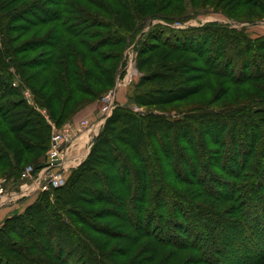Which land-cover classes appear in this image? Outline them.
I'll return each instance as SVG.
<instances>
[{"label":"trees","instance_id":"obj_1","mask_svg":"<svg viewBox=\"0 0 264 264\" xmlns=\"http://www.w3.org/2000/svg\"><path fill=\"white\" fill-rule=\"evenodd\" d=\"M215 1L216 6L225 2ZM181 3L0 0V174L16 179L26 166L35 171L43 166L39 158L51 134L39 109L61 126L88 104L78 97L98 98L99 88L112 81L115 64L107 62L118 57L103 49L125 39L140 47L139 84L156 79L157 69L167 71L158 73L162 80L174 83L170 91L153 89L149 95L140 94L136 84L140 105L207 92L211 105L227 97L221 82L203 87L201 78L196 80L201 84L188 86L190 73L201 72L230 75L236 95L251 84L249 93L264 96L259 56L248 58L244 44H228L229 32L216 24L175 28L166 19L184 13ZM244 5L254 9L259 2L238 0ZM184 6L191 7L190 0ZM152 18L164 22L151 21L146 33L142 21ZM131 20L134 28L127 25ZM164 27L183 35L171 42L152 32ZM234 56L243 60L232 61ZM238 61V76L218 68ZM21 89L31 93L34 107ZM263 96L234 108L189 105L177 116L133 114L119 106L62 187L41 193L23 212L4 219L0 264H264V149L257 148L264 144Z\"/></svg>","mask_w":264,"mask_h":264},{"label":"rangeland","instance_id":"obj_2","mask_svg":"<svg viewBox=\"0 0 264 264\" xmlns=\"http://www.w3.org/2000/svg\"><path fill=\"white\" fill-rule=\"evenodd\" d=\"M102 2L106 3L107 0H101ZM119 1V0H118ZM199 1V0H198ZM259 2V5L252 9L250 7H248L247 5L244 6H238V0H225V2H223L222 6L221 4L218 3V6L215 5L216 1L215 0H210L209 2H207L205 5H202V3H204L203 1L198 3L197 5H195V3L190 0L191 2V7L190 6H184L185 4V0H181V4H182V8L184 9V13L178 15V16H174L171 15L168 19L166 20H170V18L173 20V24L174 26L180 25V27H186V26H190L193 27V25H201L203 23H208V24H213V25H219V28H223L226 31H228V44L231 42V44H234L236 46L242 45L244 44L246 46V53L245 56L250 58V56H259V60H262L264 62V0H257ZM82 2H86V1H82ZM121 2V0H120ZM233 2V3H232ZM79 5H83L84 3H80L79 1L76 2ZM201 5V6H200ZM84 9H89L92 10L94 12H96L97 14H102V12H100L98 9H96L95 7H89L88 5L84 6ZM150 10H153V8H150ZM170 10L167 9L166 11H164V14H167ZM103 15V14H102ZM97 16V15H96ZM165 20V19H164ZM125 21V20H123ZM164 22L162 19H149V20H144L142 21L143 26L145 27L144 31L146 33H148L150 29V26L152 24V22ZM251 23V24H250ZM127 25L130 28H134L135 26V21L131 20V21H127ZM21 26H28L27 23H23ZM52 25H48L47 28H50ZM111 26V27H110ZM110 26H108V28H112V25L110 24ZM32 27L31 25L28 26L27 28ZM35 28V27H33ZM40 28V27H38ZM46 28V27H43ZM35 30H33L31 32L34 33ZM153 33H155L157 36L161 37L162 39L165 40V38H168L169 41L172 42V40L175 39V35L181 36L183 35L182 32L180 31H169L168 29L164 28H154V30L152 31ZM136 37L139 36V34L137 33L135 35ZM133 40V39H131ZM254 41V42H253ZM131 43H133L132 41L129 42V39H125L123 41H121V43L118 46H113V47H109L107 46L106 48H104V52L108 55H116L117 52V59L115 60H109L107 62V65H111V64H115L114 68H113V77L112 81L110 83V85L107 88H99L101 90H103L102 93L99 94L98 98H92L86 95H81L80 97H78L79 101H87L86 104L82 109H79L75 112H73L71 114V117L69 118V120H67L66 122H64L61 126H56L53 121L49 118V122L48 124L50 125V134L52 133H57V132H64L66 130V125L70 122H79L83 119H80L79 121H75L74 119L76 118V115L79 114L83 109L87 108V107H91L92 108V112H95L94 117L91 121V123L94 126H100V128H102L104 126V122L107 120H109L112 115L114 114L115 110L119 107V106H123V107H128L129 108V112L136 114L138 112H149V111H155V112H166V111H170L172 112L173 116H177L176 112L178 111H182L184 112V109H186L189 105L192 106H206L208 108H213V109H217V108H223V107H229V108H234V107H239L240 104L250 101L253 97L257 96H263L262 94H260L259 91L254 90L251 91L250 93L247 91L248 89L252 88L251 84L242 86L241 88V92L239 95L235 94V91L233 90V85L230 84L231 83V77L230 75H228V78H218V77H214V76H203V73L201 72V75L199 76H194L197 73H190V76H192V78L190 79V85L188 86H194L196 84H201V83H197L196 80H200L201 78H204V80H206L205 82H203V87L205 86V84H208V87L211 88V86L213 88H215L220 82L222 84V87L229 89V93L227 95V97L220 99V101L216 104H209V100L210 97L208 95V90L207 87L203 90L206 91L207 94H201L198 96H193L189 99H185V100H171L170 102H166V103H161L159 105H155V106H151V105H140L139 103H137V101H135V95L137 94V91L140 89V94L143 95H149V91L151 90H167L170 91L173 88H169L170 86H173L172 84H174L172 81L168 82L166 80L167 79V75H165V80H162L161 72H167L165 69H157L155 76H158L156 79H153L152 81L149 82H145L142 85L139 84V79L141 76V70H139L138 66H137V62H138V50L140 47L133 45V47L131 45ZM249 43V45H248ZM180 55H174L171 57H177ZM109 57V56H108ZM231 58V57H230ZM243 57L241 56H234L232 58V61H237L238 59L241 60ZM224 61V59H222ZM243 60V59H242ZM240 61L237 62V65L233 64V67L231 66L230 68L226 67V65L224 66H219L218 68H220L223 72H230L231 71V75L233 76H238L236 74V70L238 68ZM132 64V65H129ZM203 65V63L201 64V66ZM152 66V65H150ZM244 66V65H243ZM214 68V67H212ZM143 70V69H142ZM203 72H205L206 74L209 73V69L208 66H204L202 67ZM132 78V80H131ZM183 80V79H182ZM226 80V81H225ZM226 82V83H225ZM261 85H264V80ZM136 84H139V89H135ZM35 85H38L37 83H35ZM260 85V86H261ZM12 87L16 88L19 90L20 86L17 82H12ZM115 92L116 93V97H115V105L113 106L112 110L110 112L107 111V117L105 115L104 112H102V103L103 100L106 99L108 96H111L110 93ZM21 96L23 98V100L26 102V104L30 107H34L33 105V99H32V95L30 92L24 91L21 89L20 91ZM239 97V100L237 99ZM264 97V96H263ZM238 101H237V100ZM89 101V102H88ZM139 102V101H138ZM251 102V101H250ZM250 102H248V107H253L254 104H251ZM210 105V106H209ZM205 107V108H206ZM137 110V111H135ZM39 114L41 116L45 117L46 114V110L45 108H40ZM84 115V113H83ZM84 116H80L79 118H82ZM78 118V119H79ZM87 121H89V119H85ZM257 124V123H256ZM258 125H256L257 127ZM261 128L263 127L262 125H259ZM3 129V128H2ZM259 131V128H257ZM94 136L95 133L92 131V127H91V131H89L88 133V137L83 141L84 148L87 146V144H89L91 141H94ZM78 137L74 138L71 142V146L77 141ZM50 142V139H49ZM12 146L15 145L14 142L11 141ZM257 148H261L262 150L264 149V144L260 145V143H257ZM70 146V147H71ZM261 146V147H260ZM91 147V146H90ZM90 150V148H89ZM48 152H49V144L47 149L44 151L43 155L39 158V162H41L42 164L47 162V156H48ZM68 152L69 150L66 152L65 155V160L67 162H70L71 164L73 162H78V165L80 163H82L84 160L87 159L89 151L86 152V154L82 157L81 161L76 160L74 161L73 159L68 158ZM251 160H253L254 162V157H251ZM46 164V163H45ZM75 166L74 168H66V169H60L59 167H57V170H54V172L57 171L58 175H60L63 180V183L65 184L66 180L68 179V177L70 176L71 172L74 171L76 169ZM31 166H26L20 173L19 178H13V177H8L5 174H0V186L2 187V191L5 193H10L11 191L14 192V195H20L21 191L19 186L22 185L23 183L28 184L29 186H33L32 189L27 192L25 195H23L22 197H18L16 200L9 202L8 204H4L0 207L1 209H5L6 211H8V217L15 214V213H20L23 212V210L30 204L34 203L36 201V199L38 198V196L43 193L46 192L47 190L44 189V185L46 183V181L48 179H50L51 176V171L47 174H43V169L40 168L38 170L35 171L34 175L31 176H27V168H29ZM25 175V176H24ZM56 175V176H58ZM55 176V175H54ZM63 184V185H64ZM62 185V186H63ZM60 186V187H62ZM59 187V188H60ZM175 188L177 189V185H175ZM7 218V217H6ZM5 218V219H6ZM4 221V220H3ZM2 221V223H3ZM102 221H105L102 220ZM2 223L0 224V226L2 225Z\"/></svg>","mask_w":264,"mask_h":264},{"label":"built area","instance_id":"obj_3","mask_svg":"<svg viewBox=\"0 0 264 264\" xmlns=\"http://www.w3.org/2000/svg\"><path fill=\"white\" fill-rule=\"evenodd\" d=\"M175 28H183L180 27V25L174 26ZM132 65V64H129ZM132 80V78H131ZM29 92L28 90H25ZM111 96H108L106 99L103 100L102 103V112L105 113L107 117V111L110 112L115 105V97L116 93L112 92L110 93ZM137 111V110H135ZM46 120L49 122V117L47 113L45 114ZM92 131L95 133L94 138L97 137L100 131V126H94L91 122L87 120H81L79 122H70L66 125V130L64 132H57V133H52L50 135V142H49V152L47 156V162L43 163V166L41 167L43 169V174H47L51 171V176L50 179H48L44 185L45 190H49L51 188H59L62 186L63 180L60 178L61 176L58 175L57 171L54 172V170H57V167L60 169H66V168H71L75 167L78 165L77 164H71L70 162H67L65 160V155L66 152L70 149L71 142L74 138L78 137L80 138L83 136L86 132ZM93 141H91L89 144L86 146V150L89 151L90 146L92 145ZM81 161V160H80ZM35 170L32 167L27 168V176L34 175ZM55 175V176H54ZM58 175V176H56ZM25 176V175H24ZM22 186H26L25 189H22ZM32 185L29 186L28 184L24 183L23 185L19 186L20 195H14V192L11 191L10 193H5L2 190V187L0 186V207L4 204H8L11 201L16 200L19 196L22 197L25 195L27 192H29L32 189ZM3 196H5L3 199H1Z\"/></svg>","mask_w":264,"mask_h":264},{"label":"crops","instance_id":"obj_4","mask_svg":"<svg viewBox=\"0 0 264 264\" xmlns=\"http://www.w3.org/2000/svg\"><path fill=\"white\" fill-rule=\"evenodd\" d=\"M92 108L89 106L85 109H83L79 114L76 115V118L74 119L75 121H79L80 119H89V122H91L90 120L93 119L94 117V113L92 112ZM84 113V115H83ZM80 116H84L82 118H79ZM79 118V119H78ZM88 132H86L83 136H81L80 138L77 139V141L70 147L69 152H68V158L73 159L74 161L76 160H81L82 157L86 154L87 150L84 148L83 141L88 137ZM78 162H73V164H77ZM24 184V183H23ZM22 184V185H23ZM21 186V185H20ZM21 189V188H20ZM25 189V188H24ZM22 190V189H21ZM8 211H6L5 209H1L0 210V224L2 223V221L8 217Z\"/></svg>","mask_w":264,"mask_h":264},{"label":"water","instance_id":"obj_5","mask_svg":"<svg viewBox=\"0 0 264 264\" xmlns=\"http://www.w3.org/2000/svg\"><path fill=\"white\" fill-rule=\"evenodd\" d=\"M26 186H22V189H24ZM5 196H3L1 199H3Z\"/></svg>","mask_w":264,"mask_h":264}]
</instances>
